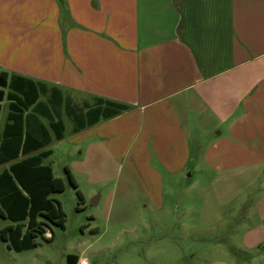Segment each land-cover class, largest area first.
<instances>
[{
	"label": "crops",
	"instance_id": "1",
	"mask_svg": "<svg viewBox=\"0 0 264 264\" xmlns=\"http://www.w3.org/2000/svg\"><path fill=\"white\" fill-rule=\"evenodd\" d=\"M0 71L37 91L14 122L0 86V155L3 140L7 152L19 142L0 173L40 156L59 177L46 146L66 122L99 153L126 141L143 171L186 174V185L202 163L264 170V0H0Z\"/></svg>",
	"mask_w": 264,
	"mask_h": 264
},
{
	"label": "rangeland",
	"instance_id": "2",
	"mask_svg": "<svg viewBox=\"0 0 264 264\" xmlns=\"http://www.w3.org/2000/svg\"><path fill=\"white\" fill-rule=\"evenodd\" d=\"M126 143L118 149L110 143L99 153L66 122L65 137L46 146L52 153L45 160L64 180V190L52 194L64 212L63 223L46 220V234H38L30 249L15 251L0 240V264H67L69 253L79 257L78 264L83 258L85 264L264 261V170L195 165L201 142H192L195 166L186 185V174L170 175L158 166L157 174L143 171L142 154L121 151ZM8 223L0 218V228ZM256 238V246L250 245Z\"/></svg>",
	"mask_w": 264,
	"mask_h": 264
},
{
	"label": "trees",
	"instance_id": "3",
	"mask_svg": "<svg viewBox=\"0 0 264 264\" xmlns=\"http://www.w3.org/2000/svg\"><path fill=\"white\" fill-rule=\"evenodd\" d=\"M6 85L12 89L6 94L10 100L8 117L15 122L20 120L23 110L34 102L37 91L31 80L13 76L8 81L6 73L0 71V86ZM3 95V90L0 89V100ZM121 109H123V105L115 104V107H110L109 113L105 117L117 114ZM58 124L62 130L61 124ZM61 130L56 134L57 137L61 136ZM18 138L20 139L19 136ZM4 144L3 140L0 161L15 157L18 151V141L10 152H7V147L12 143L8 141L9 146L6 145V148ZM40 161L41 157L35 156L12 164L10 172L3 171L0 173V213L16 222L14 225L0 229V239L5 240L8 246L16 251L30 249L37 245L35 238L38 234L42 235L46 232V220L58 225H61L64 220V212L60 204L50 197L52 192L64 190V181L61 177L53 176L50 166L42 165ZM65 171L68 181L76 188L77 184L74 177L67 168ZM76 193L81 197L78 190ZM25 218H27L26 227L22 231V225L19 221ZM76 261L77 256L75 254L66 255L67 264H76Z\"/></svg>",
	"mask_w": 264,
	"mask_h": 264
}]
</instances>
